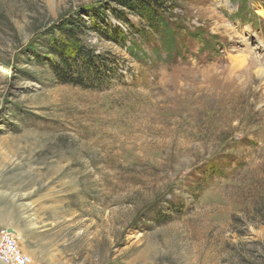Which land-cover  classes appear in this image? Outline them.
I'll return each instance as SVG.
<instances>
[{"label": "rangeland", "instance_id": "1", "mask_svg": "<svg viewBox=\"0 0 264 264\" xmlns=\"http://www.w3.org/2000/svg\"><path fill=\"white\" fill-rule=\"evenodd\" d=\"M157 15L0 0V231L28 264H264V0ZM69 27L114 77L59 82Z\"/></svg>", "mask_w": 264, "mask_h": 264}, {"label": "trees", "instance_id": "2", "mask_svg": "<svg viewBox=\"0 0 264 264\" xmlns=\"http://www.w3.org/2000/svg\"><path fill=\"white\" fill-rule=\"evenodd\" d=\"M126 6L137 10L150 23L156 32H162L158 18L160 10L174 7L175 0H122ZM78 29L69 27L65 31V40L56 43L54 50L60 55L61 63L53 65L61 84L96 88L116 75L119 64L116 59L94 57L84 48L76 37ZM171 39L173 35L169 36ZM72 60V61H71Z\"/></svg>", "mask_w": 264, "mask_h": 264}, {"label": "built area", "instance_id": "3", "mask_svg": "<svg viewBox=\"0 0 264 264\" xmlns=\"http://www.w3.org/2000/svg\"><path fill=\"white\" fill-rule=\"evenodd\" d=\"M0 261L3 264H28V258L22 253L16 234L8 229L0 231Z\"/></svg>", "mask_w": 264, "mask_h": 264}, {"label": "bare ground", "instance_id": "4", "mask_svg": "<svg viewBox=\"0 0 264 264\" xmlns=\"http://www.w3.org/2000/svg\"><path fill=\"white\" fill-rule=\"evenodd\" d=\"M249 53L251 54V56H252V61H254V63H256V64H261V65H264V59L262 58V57H260V56H257V54H256V52L254 51V49H251L250 51H249ZM261 72H263V74H264V68H262L261 70H259L258 72H257V74H260ZM263 77H264V75H262ZM263 77H260L261 79H263ZM254 81H257V79H254ZM206 95V94H205ZM205 98V97H204ZM208 99V98H207ZM214 115V114H213Z\"/></svg>", "mask_w": 264, "mask_h": 264}, {"label": "water", "instance_id": "5", "mask_svg": "<svg viewBox=\"0 0 264 264\" xmlns=\"http://www.w3.org/2000/svg\"><path fill=\"white\" fill-rule=\"evenodd\" d=\"M8 231H9L10 233H12V234H16V231H15L14 229H12V228H9Z\"/></svg>", "mask_w": 264, "mask_h": 264}]
</instances>
